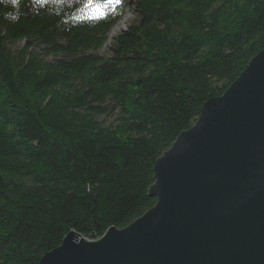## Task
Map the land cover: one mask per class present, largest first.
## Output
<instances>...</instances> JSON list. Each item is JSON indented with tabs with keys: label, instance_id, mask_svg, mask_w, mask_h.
<instances>
[{
	"label": "trees",
	"instance_id": "trees-1",
	"mask_svg": "<svg viewBox=\"0 0 264 264\" xmlns=\"http://www.w3.org/2000/svg\"><path fill=\"white\" fill-rule=\"evenodd\" d=\"M107 11L0 0V264H38L69 232L96 241L151 209L155 161L264 50V0Z\"/></svg>",
	"mask_w": 264,
	"mask_h": 264
},
{
	"label": "water",
	"instance_id": "water-1",
	"mask_svg": "<svg viewBox=\"0 0 264 264\" xmlns=\"http://www.w3.org/2000/svg\"><path fill=\"white\" fill-rule=\"evenodd\" d=\"M155 205L38 264H264V50L152 168Z\"/></svg>",
	"mask_w": 264,
	"mask_h": 264
},
{
	"label": "snow or ice",
	"instance_id": "snow-or-ice-1",
	"mask_svg": "<svg viewBox=\"0 0 264 264\" xmlns=\"http://www.w3.org/2000/svg\"><path fill=\"white\" fill-rule=\"evenodd\" d=\"M15 2V0H13ZM39 3L40 0H37ZM122 0H87L88 5H95L96 12L92 15H90L88 18L91 20H100V19H106L109 15V12L107 11L108 6L113 4H119ZM115 11V9H112Z\"/></svg>",
	"mask_w": 264,
	"mask_h": 264
},
{
	"label": "rangeland",
	"instance_id": "rangeland-1",
	"mask_svg": "<svg viewBox=\"0 0 264 264\" xmlns=\"http://www.w3.org/2000/svg\"><path fill=\"white\" fill-rule=\"evenodd\" d=\"M134 21V15L130 11H126L123 17L120 19V21L110 30L108 39H107V45L111 41V37L116 36L118 33H120L121 30H124L129 24H131ZM99 56H106L107 51L106 48H103L99 52H97Z\"/></svg>",
	"mask_w": 264,
	"mask_h": 264
},
{
	"label": "clouds",
	"instance_id": "clouds-1",
	"mask_svg": "<svg viewBox=\"0 0 264 264\" xmlns=\"http://www.w3.org/2000/svg\"><path fill=\"white\" fill-rule=\"evenodd\" d=\"M117 24V23H116ZM113 28V27H112Z\"/></svg>",
	"mask_w": 264,
	"mask_h": 264
}]
</instances>
